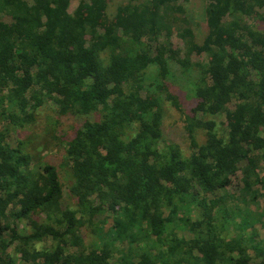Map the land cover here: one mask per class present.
I'll return each instance as SVG.
<instances>
[{
  "label": "trees",
  "instance_id": "trees-1",
  "mask_svg": "<svg viewBox=\"0 0 264 264\" xmlns=\"http://www.w3.org/2000/svg\"><path fill=\"white\" fill-rule=\"evenodd\" d=\"M191 1L128 0L110 14L109 0L72 12V0H0V105L24 117L3 115L32 119L27 107L49 98L60 117H84L63 142L75 204L57 165L0 131V264H264V211L228 191L240 172L245 191L264 187V28L251 22H264V0H205L199 37ZM173 33L185 50L161 40ZM174 68L194 86L187 155L150 100L173 98Z\"/></svg>",
  "mask_w": 264,
  "mask_h": 264
},
{
  "label": "rangeland",
  "instance_id": "rangeland-1",
  "mask_svg": "<svg viewBox=\"0 0 264 264\" xmlns=\"http://www.w3.org/2000/svg\"><path fill=\"white\" fill-rule=\"evenodd\" d=\"M127 1L128 0H109L108 12L110 14L115 13L116 7ZM78 3L79 0H72L70 7L71 12L74 11ZM205 4V0H192L186 5L187 13L193 19L192 21L195 26V30H193L196 37L202 36L205 32L203 25L205 24ZM251 22L259 26V28H264V22L262 21L253 22L252 20ZM197 23H200L201 25L199 26ZM161 40H169V42L173 44L174 47H179L183 50L186 48L184 41L176 33H173L171 37L163 35ZM192 60L204 62L207 60V56H198L197 54H194L192 56ZM173 67L174 66H172V68ZM173 74L174 75L172 77L169 76V79L165 81V85H169L168 92L173 95V98H167L166 94H164L162 91H158V93L152 91L151 93L153 95H150L152 96V99L150 100L155 103L156 95H159L157 98L162 102L161 104L165 112L164 122L167 136L174 138L172 143L178 145L184 152V155H187L191 151L190 140L182 130V127L185 124V117L190 112L192 107V94L194 86L189 81V75L181 74L176 68H174ZM157 75V66L151 67L147 73V82L148 85L152 87V90L156 88L157 83L155 82L157 80ZM0 94L2 95L1 92ZM176 103H179V107L175 105ZM36 105L38 106L27 107V111L33 116L32 119L18 123L12 121L9 117H5L3 113L6 112L18 114L20 115V118H23L24 114L19 110V108H13L8 104V102H4L2 105H0V131H5L7 134L6 139L13 147H21L26 152L30 153L33 156L35 162L49 161L57 165L65 198L66 200L68 199V202L75 204V201L70 199L69 193L70 187L73 185L75 178L72 174L71 168L67 165H64L66 144L63 142L65 139L67 140L68 137L74 135L75 130L82 124L84 117H79L76 115L60 117L55 106L53 105V101L49 98L41 99V102ZM231 107L233 108L232 105ZM5 109L6 111H4ZM220 121L226 122V118L223 117L220 119ZM198 140L200 143H203L205 141V134L200 132L198 134ZM258 171L261 174L264 173V162L259 165ZM244 188L243 176L240 172L234 177V181L228 188V191L237 197H243L245 195L249 201L248 205L252 207V209L264 211V187L260 184H257L251 192L245 191ZM253 191H255V193H253ZM255 194L256 198H252V196ZM193 216H196V214ZM111 226L112 220H109L108 224H106V228L109 229ZM256 228L258 231V240L263 241L264 224H257ZM172 231L177 232L180 234V236H189L188 233L178 229L177 227L173 228ZM119 244L120 246L118 252L116 253L117 258H120L123 251L128 249L127 243L120 242ZM39 246L42 247V244ZM9 252H13V248H10Z\"/></svg>",
  "mask_w": 264,
  "mask_h": 264
}]
</instances>
